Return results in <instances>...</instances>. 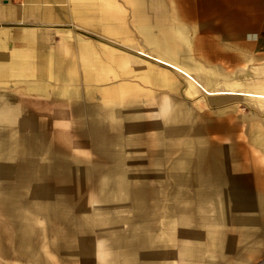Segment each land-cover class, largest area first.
I'll return each mask as SVG.
<instances>
[{
	"label": "crops",
	"instance_id": "0c3cea01",
	"mask_svg": "<svg viewBox=\"0 0 264 264\" xmlns=\"http://www.w3.org/2000/svg\"><path fill=\"white\" fill-rule=\"evenodd\" d=\"M121 34L130 45L119 42ZM237 95L264 101V0H0V202L15 200L17 211L12 201L4 211L14 219L21 256L10 264H44L51 255L50 242L29 237L35 214L45 221L40 232H51L43 201L54 197L42 171L97 167L66 162L65 145L53 140L59 160L44 158L43 134L18 131L43 113L73 124V153L84 145L116 169L96 182L106 186L97 201L137 200L146 208L140 185L167 186L153 190L157 201L168 200L153 212H100L105 223L88 228L93 238L69 224L52 254L73 248L81 258L62 264H264L251 259L264 256V223L257 224L264 128L246 133L258 154L243 163L204 134L218 128L210 109L223 112L220 99ZM176 184L205 186L198 195L213 199L217 212H175ZM17 185L33 196L20 200ZM235 209L250 212H229ZM10 248L2 245L0 256Z\"/></svg>",
	"mask_w": 264,
	"mask_h": 264
},
{
	"label": "rangeland",
	"instance_id": "374dc122",
	"mask_svg": "<svg viewBox=\"0 0 264 264\" xmlns=\"http://www.w3.org/2000/svg\"><path fill=\"white\" fill-rule=\"evenodd\" d=\"M60 3L62 4V2ZM111 36L117 37L116 35L112 34ZM122 36L123 34L119 36V42L126 41V44L130 45L132 41H124V38L122 39ZM124 36L128 37L125 34ZM114 41L117 42V40ZM24 98H21L22 102L26 100ZM220 102L225 103L222 110L223 112L217 111L219 106H213L210 109L211 116H214L217 119L216 122H214V125L217 124L218 128L216 129L215 127H211V129L208 132H204V134L207 139H209L211 146L216 147L218 149L227 147V150L228 148L229 150H232L231 153L227 154L229 156V160L237 158L238 162L241 163L249 161L252 158L251 156H254L258 153H256L255 151L253 152V146L248 142L249 138L246 136V133L249 129L255 128L256 126H259V128H264V101L237 95L220 99ZM24 104L27 106L26 103ZM42 107L43 106L41 104H30V109L33 108L35 109L34 111ZM45 108L47 109V106H45ZM50 110L52 113H57L55 112L56 109L55 111H52V108ZM43 114L37 115V117L40 116V120H35L33 127L29 126L28 124L25 127L23 123H19L18 131L20 133L22 132L26 134L32 130L34 131L37 129L43 134L44 142L47 144L50 150V152L44 154V158L58 162L59 155L56 151H58L59 149L56 148V146H54L53 143L50 142V140H53L56 144L65 145L66 162H76L75 160H81V166H88L90 161H92L93 166L95 162L97 164L96 168L80 167V170L76 169L75 171L70 170L68 168H66L65 170H62L61 168L57 169V167L55 169H49V171H42L43 174H46L44 177L45 180L50 183V185H45V187L47 186L48 190H52H50V193L51 196L54 197V199L51 198L49 200L43 201L45 203V209L43 208V211L51 212L49 217V226H51V232L48 235L40 232L41 228L45 224V221L44 219L43 221H41V219L35 214L34 223L32 222L31 224H29L31 225V233L29 234V237L30 240L32 238L34 244H38L39 246L41 242H50L51 255H45V258L43 259L44 264H62L61 258L80 260L81 256L79 255L78 249L62 248L59 253L52 254L53 250H57L56 244L59 239L63 241L65 240V236L67 238V236L70 234L68 228L70 226L69 224H74L75 222L76 225L81 226L83 228V230L77 228L79 229L78 234L81 235V237L93 238L95 234L93 232L88 231V228L91 225L95 226L102 225L105 223L104 217L100 216V212H153L155 210L153 206H156L155 204H157V202L158 204L163 200L164 201L162 203L168 202V200L165 199L164 196V199L158 201V198L152 196V192L154 189H156V187L160 190H163L164 187H167L164 184L156 182H150L147 184L140 185H145L147 194L146 201L148 202V205L151 206L150 208L147 207L148 205H146V208H139V202L137 200H127L120 202L116 198L105 199L102 197L101 200L97 201L101 189H104L106 186L100 184L98 185L96 184V182H100V179L103 176L107 175V173L111 174L113 172H116V169L107 170L106 165H108V163L106 162V154H100L93 151L90 152L91 150H89L88 148H84V145H81L83 147L82 151H80L81 153H73L71 151L72 149L69 147L74 146V139L73 136H71V133H73V129L72 127H70L72 123L65 121L59 122L50 120L47 115L43 117ZM54 116L55 114H53V117ZM52 125H57L56 128H58L59 131L55 128H51ZM156 129L157 128L155 127H151L147 131H149L150 133L156 131ZM22 137L26 138V136ZM76 137V140H78L79 142L81 137ZM235 155L237 157H235ZM19 156L23 155L19 154ZM261 161L264 162V156L261 157ZM62 171L63 174H65L63 175L64 177L62 176ZM63 180L65 181V185H63L62 183ZM41 187V185L35 186L36 190L39 189V191ZM203 187L205 186H202L200 184H176L172 192L173 198L169 200L171 205L174 207L175 212H217L215 207L216 203L213 199H210L209 197H207L208 199H205L203 197H200L201 195H198V192H200ZM260 187L262 189L264 197V184L260 185ZM16 189L20 194V200H27V198L30 199L33 196L31 193H29V190L26 189V187L24 186L17 185ZM137 193L138 192L136 191L132 192L130 194V197H136ZM100 194L101 196H106L105 194H103V192ZM0 196L3 195L0 194ZM47 197L49 198V194ZM56 197H59V199L61 200L59 204H57L58 201L56 200ZM11 201L12 208L16 210L17 207H14V205L16 204L14 202L15 200L0 202V247L2 245H5L6 247H11L9 256H0V261H2L4 264H10L11 261L21 257L19 253L14 249L15 247L13 248L18 238L16 233V227L13 222L14 219H12L8 212L4 211L6 208V203H11ZM24 208L25 207L21 209V212H24ZM37 211L38 210L34 209V212ZM262 211L264 212V210ZM57 212L66 213L60 214ZM229 212L250 211L235 209ZM96 213H98V216H96ZM237 215H239V213H237ZM259 219L262 222H259L257 224L262 225L264 223V215L259 217ZM84 229H86V231H84ZM231 235L236 236L237 232H233L231 233ZM62 244H64V242ZM76 246H79V242H76ZM238 246H241V244L239 243ZM254 249H256V247ZM251 259H253L254 261H261V259H264V256L256 258H254L253 256L251 257Z\"/></svg>",
	"mask_w": 264,
	"mask_h": 264
}]
</instances>
